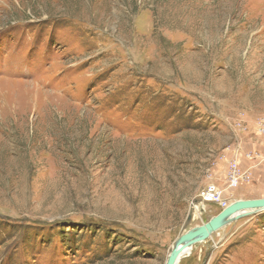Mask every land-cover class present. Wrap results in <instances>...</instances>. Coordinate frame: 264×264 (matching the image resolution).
Listing matches in <instances>:
<instances>
[{"label": "rangeland", "instance_id": "1", "mask_svg": "<svg viewBox=\"0 0 264 264\" xmlns=\"http://www.w3.org/2000/svg\"><path fill=\"white\" fill-rule=\"evenodd\" d=\"M263 124L264 0H0V264H166ZM191 256L264 264V211Z\"/></svg>", "mask_w": 264, "mask_h": 264}, {"label": "water", "instance_id": "2", "mask_svg": "<svg viewBox=\"0 0 264 264\" xmlns=\"http://www.w3.org/2000/svg\"><path fill=\"white\" fill-rule=\"evenodd\" d=\"M256 210L257 212H249ZM264 211V199L239 200L231 203L219 215L213 217L208 223L195 227L182 234L175 242L166 264H179L181 258L189 249L196 244L210 239L215 233L223 228L251 214ZM236 216L233 221L227 223L231 217Z\"/></svg>", "mask_w": 264, "mask_h": 264}, {"label": "built area", "instance_id": "3", "mask_svg": "<svg viewBox=\"0 0 264 264\" xmlns=\"http://www.w3.org/2000/svg\"><path fill=\"white\" fill-rule=\"evenodd\" d=\"M261 131L264 133V124L261 126ZM246 174L241 171L237 161L234 159L231 163L230 171L227 175L228 189L237 188L242 182L245 181ZM225 190L219 188L216 184H208L199 193V201L203 204H215L222 210L230 205L229 199L225 197Z\"/></svg>", "mask_w": 264, "mask_h": 264}, {"label": "bare ground", "instance_id": "4", "mask_svg": "<svg viewBox=\"0 0 264 264\" xmlns=\"http://www.w3.org/2000/svg\"><path fill=\"white\" fill-rule=\"evenodd\" d=\"M257 212L256 210H250L249 212ZM236 218V216H233V217H231L229 220H227V223L228 222H230V221H233L234 219ZM195 228V227H194ZM193 248V247H192ZM190 254H192V249H189L187 252H186V254L185 255H190ZM185 255L183 256V257H185ZM182 257V258H183ZM181 258V259H182ZM180 261H182V260H180Z\"/></svg>", "mask_w": 264, "mask_h": 264}, {"label": "crops", "instance_id": "5", "mask_svg": "<svg viewBox=\"0 0 264 264\" xmlns=\"http://www.w3.org/2000/svg\"><path fill=\"white\" fill-rule=\"evenodd\" d=\"M217 206H218V205H217ZM218 207H219V206H218ZM225 228H226V227H225ZM225 228H223V229H225ZM223 229H222V230H223ZM220 231H221V230H220ZM220 231H219V232H220ZM217 233H218V232H217ZM208 240H209V239H208ZM206 241H207V240H206ZM206 241H204V242H202V243H205ZM202 243H199V244H202ZM199 244H196V245L193 246V248H192V256H193L194 248H195L196 246H198ZM192 256H191V257H192Z\"/></svg>", "mask_w": 264, "mask_h": 264}]
</instances>
